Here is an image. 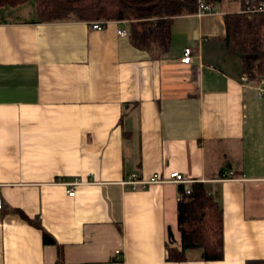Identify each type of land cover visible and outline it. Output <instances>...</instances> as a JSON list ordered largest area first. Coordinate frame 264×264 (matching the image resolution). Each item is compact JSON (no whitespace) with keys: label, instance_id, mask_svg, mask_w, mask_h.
<instances>
[{"label":"crops","instance_id":"obj_1","mask_svg":"<svg viewBox=\"0 0 264 264\" xmlns=\"http://www.w3.org/2000/svg\"><path fill=\"white\" fill-rule=\"evenodd\" d=\"M229 3L175 16L157 58L133 43L128 21L97 30L36 12L0 17V264H56L58 247L65 264L264 260L262 79L243 83L226 51ZM172 172L218 200L223 259H166V244H180ZM131 174L147 184L124 183Z\"/></svg>","mask_w":264,"mask_h":264},{"label":"trees","instance_id":"obj_2","mask_svg":"<svg viewBox=\"0 0 264 264\" xmlns=\"http://www.w3.org/2000/svg\"><path fill=\"white\" fill-rule=\"evenodd\" d=\"M30 1L36 4V21L54 22L78 20L87 23L128 21L131 39L139 48L162 56L169 47L171 24L175 16L194 14L196 0H0V8L18 7ZM223 0H209L212 5ZM226 51L239 58V73L248 81L264 79V14L247 15L237 11L224 13ZM183 185H179L181 191ZM177 229L180 244H166L168 261H185L188 252L201 251L204 261L223 259L222 208L210 193L206 183L194 181L190 194L177 202ZM20 215L42 231L45 244H56L55 237L41 224L22 211ZM56 264H65L58 247ZM246 264H264V260H249Z\"/></svg>","mask_w":264,"mask_h":264},{"label":"built area","instance_id":"obj_3","mask_svg":"<svg viewBox=\"0 0 264 264\" xmlns=\"http://www.w3.org/2000/svg\"><path fill=\"white\" fill-rule=\"evenodd\" d=\"M229 1L238 2L239 6H238V9L236 11L239 13H243V14H247V15L264 14V0H229ZM196 2H197V9H196L195 14L197 16H202L205 14H215L218 12V9H216V7L214 5H212L211 2H209V0H196ZM104 26H105V24H103L101 22L91 23L92 29L99 30V29H102ZM124 33L125 32L123 31V34ZM191 53H192L191 47H186L184 49L181 61L183 63H189L191 61ZM240 79L243 83H245V84L248 83V79L245 75H242ZM258 93L261 95L264 94V79H262L260 82V86L258 88ZM226 174L230 175L231 172L225 173V175ZM155 182H157V181H155ZM168 182L183 185L182 190L181 191L179 190L177 193V198L179 201V200L183 199L184 196L190 194V185L194 181L184 179L182 174H180L178 172H172L169 175ZM124 183L130 184L132 186V188H138L140 186L147 184L146 181L137 179L135 174L129 175ZM76 184H78V183L74 182V183H69L68 185H76ZM67 191H68V195L72 196L74 194V191L72 190V188L68 189ZM3 208H4V203H3L2 199L0 198V213L2 212Z\"/></svg>","mask_w":264,"mask_h":264},{"label":"rangeland","instance_id":"obj_4","mask_svg":"<svg viewBox=\"0 0 264 264\" xmlns=\"http://www.w3.org/2000/svg\"><path fill=\"white\" fill-rule=\"evenodd\" d=\"M230 4V3H229ZM237 3L230 4V10L237 9ZM36 4L35 1H30L25 5L19 6L18 8H1L0 9V17L4 20H12V19H23L25 17L35 16ZM232 59H239L237 55H232Z\"/></svg>","mask_w":264,"mask_h":264}]
</instances>
